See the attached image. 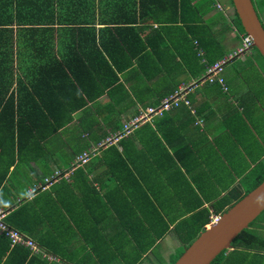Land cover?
<instances>
[{
  "label": "crops",
  "instance_id": "crops-1",
  "mask_svg": "<svg viewBox=\"0 0 264 264\" xmlns=\"http://www.w3.org/2000/svg\"><path fill=\"white\" fill-rule=\"evenodd\" d=\"M193 1L190 6L199 2ZM134 3L139 0H126L122 11L132 20ZM186 4L176 12L160 0L152 17L130 24L141 40H132L126 29L119 35L101 31V0H93L88 27L94 25L95 31L52 35V53L64 68L57 74V66L45 70L47 81L62 78L58 91L46 89V103H60L52 112L65 117L68 103L75 102L69 89L77 87L81 96L72 97L84 104L66 126L40 146L35 143L34 160L13 164L0 186L6 218L23 206L16 220L28 231H20L41 249L18 246L35 260L29 264H154L159 255L169 264L182 247L180 221L198 210H207L209 218L220 215L212 204L237 184L245 188L257 164L264 167V61L253 49L230 58L222 72L226 92L216 82L201 81L208 65L238 49L243 33L230 0H204L199 18ZM195 33L201 34L194 38ZM142 46L149 56L139 68L133 55H143ZM103 55L120 66L132 61L122 70L113 67L118 80L104 92L102 81L113 75ZM41 72L29 74L33 78ZM192 81L198 84L188 94L190 107L153 116L117 143L98 146L104 135ZM83 152L91 153L88 160L74 164ZM55 173L57 180L40 188ZM15 246L0 241V264H22Z\"/></svg>",
  "mask_w": 264,
  "mask_h": 264
},
{
  "label": "trees",
  "instance_id": "trees-1",
  "mask_svg": "<svg viewBox=\"0 0 264 264\" xmlns=\"http://www.w3.org/2000/svg\"><path fill=\"white\" fill-rule=\"evenodd\" d=\"M101 1L104 4L101 11V22H103L104 27L101 31L105 33L117 31L118 34V32L126 29L134 36L132 40L136 36L141 40L139 30L134 27L135 24L142 22L147 16L152 17L154 12L161 8L158 6L160 0H139V3L137 5L134 3L132 7V20L131 17L128 18L122 13L126 9V5H124L126 0ZM164 1L169 9L176 12L178 9H184V3H187L186 5L191 8L197 18L205 12L203 11L204 8L201 7L204 5V1L199 0L196 6H190V2L193 0ZM230 2L233 5L232 0ZM252 2L260 18L259 14L262 15L264 11V0H252ZM173 3L174 5H172ZM129 6L130 4H128ZM94 10L93 0H0V186L8 176L13 164L15 165L17 162L28 163L34 160L36 157L33 154L35 143L40 146L41 141L47 135L62 126H66L72 118V112L84 104L81 97L79 101L76 100V96L72 97V95H81L77 87L72 91L69 89L72 85L70 83L69 86L67 85L70 99L75 102L74 104L68 103L69 107L66 109L65 117L60 118V115H54L52 112L54 106L58 110L61 104H53V106L46 103V89L51 93L55 90L58 91L62 78L57 75L53 76L54 80L47 81L45 80V70L57 66L58 72H54L57 74L61 68H64V63L57 60L52 53V35L58 32L71 36L75 32L95 31L94 25L92 28L88 27L90 23L93 24ZM235 20L238 30L244 33L236 13ZM133 23L134 26H130ZM191 26L197 28V25ZM198 35L195 33L194 38L199 37ZM103 49L105 50L104 47ZM251 49H254L256 55L264 61L255 47ZM46 52L49 54L47 57L45 56ZM141 54L143 55H133L134 60L138 58L139 68L143 59L145 58L144 61H146L149 56L148 52L144 53L143 46ZM110 61L111 63L103 55V64L109 69L113 77L107 79V82L102 81V92L108 88L109 84L117 82L118 76L115 69L122 70L126 66L132 65L130 60L123 66H120L113 57H110ZM65 65L69 67L71 64L65 62ZM36 69H40L42 72L32 78L29 73ZM50 82L53 84L50 85L53 90L48 87ZM104 136L106 137V135ZM253 171L255 172L254 180H250L245 188L242 189L240 184H237L212 204L216 213L225 212L232 204L264 180V167L262 165L257 164ZM22 209H24L23 206L13 210L6 221L18 230L28 231L23 222L18 223L16 220ZM209 215L207 210H198L180 221L178 227L181 231H177V234L182 241V247L171 258L169 264H173L184 249L197 238L203 227L210 222ZM254 221L249 226H252ZM0 241L5 242L8 239L0 234ZM5 245L7 249L8 243ZM18 246H15L13 250L15 255H18V251H20L21 263H32V258L27 259L28 249ZM11 255L14 256L13 253ZM210 264H264V236L249 227L242 230L233 240L232 249L223 250Z\"/></svg>",
  "mask_w": 264,
  "mask_h": 264
},
{
  "label": "water",
  "instance_id": "water-1",
  "mask_svg": "<svg viewBox=\"0 0 264 264\" xmlns=\"http://www.w3.org/2000/svg\"><path fill=\"white\" fill-rule=\"evenodd\" d=\"M232 3L245 33L264 58V26L252 0H232ZM263 211L264 180L220 214L216 222L205 225L173 264H210L223 250L232 249L236 236Z\"/></svg>",
  "mask_w": 264,
  "mask_h": 264
},
{
  "label": "built area",
  "instance_id": "built-area-1",
  "mask_svg": "<svg viewBox=\"0 0 264 264\" xmlns=\"http://www.w3.org/2000/svg\"><path fill=\"white\" fill-rule=\"evenodd\" d=\"M216 7L221 9L220 4H217ZM252 47L254 46L251 36L246 33L241 34V44L238 47V49H236V51L231 53L229 56L223 57L220 60L207 66L205 76L201 79V81H206L209 83L217 82L220 84L221 88L225 92L228 91V87L222 76V72L225 64L233 56L242 54L250 50ZM197 84H198L197 81L196 82L192 81L187 84H181L180 86H178L177 89H175L170 94L162 98L158 103V105L145 108L144 110L140 111V113L137 116L123 123V126L120 130H117L114 133H109L103 139V141H101L98 144V146L105 147L108 146L109 144L117 143L118 141H120L121 138L128 135L140 123H143L145 121H150L153 116H161L164 113V111H168L182 104L190 107L188 94ZM199 122H202V120L200 119ZM90 154H91L90 152H83L82 154L78 155L74 159V164L77 165L79 163L86 162ZM58 176L59 173H55L50 177H45L43 183L40 185V188L46 189L57 180ZM7 213H8L7 208H0V234L4 235L9 240L11 246L23 245L33 252L40 251L41 249L38 246V244L29 235L10 226L7 223L6 221ZM219 216L220 215L217 214L211 215L209 223L216 222L219 219ZM58 264H67V263L58 262Z\"/></svg>",
  "mask_w": 264,
  "mask_h": 264
},
{
  "label": "rangeland",
  "instance_id": "rangeland-1",
  "mask_svg": "<svg viewBox=\"0 0 264 264\" xmlns=\"http://www.w3.org/2000/svg\"><path fill=\"white\" fill-rule=\"evenodd\" d=\"M217 4H220V3H216V5ZM259 15H260V18H261V20H262V22L264 24V11L262 12V15L261 14H259ZM253 51H254V49H253ZM262 62H263V60H262ZM249 228L250 229H253V230H257V232L261 236H264L263 235L264 234V212L261 213V215H259V217L254 221L253 225L252 226H249ZM175 247H177V245ZM175 247H174V250L176 249ZM177 250H179V249H176V251ZM154 261H155L154 264H165L164 258L160 257V255L158 257H156V259Z\"/></svg>",
  "mask_w": 264,
  "mask_h": 264
},
{
  "label": "clouds",
  "instance_id": "clouds-1",
  "mask_svg": "<svg viewBox=\"0 0 264 264\" xmlns=\"http://www.w3.org/2000/svg\"><path fill=\"white\" fill-rule=\"evenodd\" d=\"M245 33V32H244Z\"/></svg>",
  "mask_w": 264,
  "mask_h": 264
}]
</instances>
